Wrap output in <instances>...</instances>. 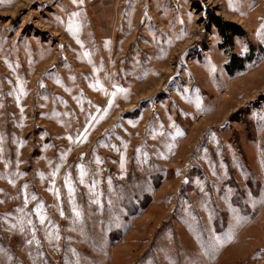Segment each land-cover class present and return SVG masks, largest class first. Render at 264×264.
I'll use <instances>...</instances> for the list:
<instances>
[{
  "label": "rangeland",
  "instance_id": "1",
  "mask_svg": "<svg viewBox=\"0 0 264 264\" xmlns=\"http://www.w3.org/2000/svg\"><path fill=\"white\" fill-rule=\"evenodd\" d=\"M0 264H264V0H0Z\"/></svg>",
  "mask_w": 264,
  "mask_h": 264
},
{
  "label": "trees",
  "instance_id": "2",
  "mask_svg": "<svg viewBox=\"0 0 264 264\" xmlns=\"http://www.w3.org/2000/svg\"><path fill=\"white\" fill-rule=\"evenodd\" d=\"M210 21L215 27L218 29L219 34L222 36L223 43L221 44V48H225L226 46H231L233 43V38L236 36H243L242 29L230 22H225L219 17L213 16L210 17ZM250 60V59H249ZM243 67V60L238 58L235 54L231 53V62L227 66V71L232 73L237 69H241Z\"/></svg>",
  "mask_w": 264,
  "mask_h": 264
},
{
  "label": "built area",
  "instance_id": "3",
  "mask_svg": "<svg viewBox=\"0 0 264 264\" xmlns=\"http://www.w3.org/2000/svg\"><path fill=\"white\" fill-rule=\"evenodd\" d=\"M126 4V0H120V7H123Z\"/></svg>",
  "mask_w": 264,
  "mask_h": 264
}]
</instances>
